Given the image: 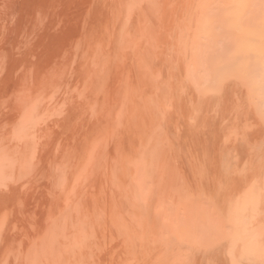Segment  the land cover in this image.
I'll use <instances>...</instances> for the list:
<instances>
[{
  "label": "bare ground",
  "instance_id": "obj_1",
  "mask_svg": "<svg viewBox=\"0 0 264 264\" xmlns=\"http://www.w3.org/2000/svg\"><path fill=\"white\" fill-rule=\"evenodd\" d=\"M72 1L71 3H67L70 4L69 7L71 4L73 5ZM94 1L97 0H91L89 3H94ZM119 1L118 5L122 4V6L119 5L121 7L119 11L122 10L125 22L123 23L121 20L123 17L119 19V22L122 21L123 23L122 28L121 26L118 27L119 29L121 28V30H117L120 32V38L116 36L117 34L114 35L115 33L113 34L112 31L111 34L115 36V40L117 38L120 39V43L118 42L115 52L118 50V57L122 59V61L125 59L126 63L130 61V65H127L131 67L132 77L130 79V74H127L129 79L127 78L128 80L125 84L126 89L125 87L123 88L124 105H120L122 106V110L118 113L114 110L115 108L113 109L117 114L115 116L116 118L114 119L115 121L112 122L113 133H110V138H106L109 140L106 141L109 144L110 150L104 146L108 149L107 151H109V153H107L108 155H104L107 151L105 153L102 151H99L100 153H98V150L94 151V145L96 144L93 145L94 140L90 137L91 132H86L89 130L87 129L89 127L88 125V127L85 126L82 136H80L78 140L74 139L75 144H72L73 141L71 143L67 141L69 146L65 145V138V142H62V144L65 143L64 145L68 148H66L64 151H62L65 148L64 145L63 148L61 147L62 144H60L61 141H64L62 136V140L60 139L59 145H57L59 146V151L61 150V152L57 153L58 150L54 151L56 152V154L54 153L55 156L53 155L54 159H50L49 161L47 160L48 163L54 161V165H47L48 163L43 161L44 163H47V166L44 167V169H46V171L49 170V175H47L49 178L48 184H51L52 188L50 191H48L51 194V204L53 206L51 208V212H54L50 216L51 221L48 222L49 224H47L48 226L46 227V231L43 232V236L40 238V241L51 243L53 245L55 244L54 247L57 248L58 253L55 251L57 254L54 264H95L88 260L89 258L87 257V254L89 252L86 254L85 248L91 243H97L98 241L105 240H117L119 243H125L128 250L131 248V243H138V245L136 244L138 247L140 244L147 250H150V252L152 251L151 253L155 254L153 258L155 262L154 264H200V262L203 261V263L206 264V260H208L209 264H264V0ZM98 2L94 5L95 8H98V5L101 4L102 0H100L99 3ZM28 3L29 2L26 3V1L24 2V4ZM52 3L55 2L53 1L51 4ZM93 3L91 6L92 9H89V13L86 14L88 16L92 11L91 14H94V16L91 14L89 15L88 18L91 21L88 20V18L87 20L85 18L84 19L85 25L89 21L91 24L93 23L92 27L95 35H93V33H91L92 31H90L91 24H87L86 29L90 27V29L87 30L90 31L92 35L88 36L89 32L87 35L83 34V41L86 40L85 45H90L93 43V41H95L90 40L93 39L92 37L95 36L96 39H99L100 34H103H99L100 30L98 29V26L100 25V18L99 21L97 19L101 13H98L97 17L94 13L96 11H101L103 5H100L101 9L99 7V10L97 9L94 11L95 8L93 7ZM0 4L2 3L0 2ZM15 5H17V3ZM3 6L0 7L2 8ZM56 6H58V4ZM35 7L33 8L35 9ZM65 7L63 8L64 10ZM77 7L81 8L83 5L80 7L79 4ZM85 7L89 8L88 5H84L82 9ZM108 7L109 6L107 3V8ZM1 8L0 10L3 9ZM74 8L76 9V7ZM13 9L14 10L11 11L15 12V8ZM23 9L24 8H22V10ZM86 9L85 12H88ZM11 11L10 14L12 13ZM79 12L82 14L84 10L79 9ZM107 12H109V10ZM57 14L53 13L52 15H54V17L56 15L57 17ZM79 14L77 16H79ZM4 15H6V13ZM12 15L14 16V14ZM108 15L109 14L107 13V16ZM31 16H33V14ZM35 16L36 20H38L40 17V15L39 17H37V15ZM65 16H67V18L69 17L67 14ZM17 17H15L16 24L13 20L14 24L11 26L15 25L17 27L20 24L21 21H19ZM54 17H51L53 18V21L55 19ZM81 17L82 16L76 18ZM10 18L12 19L11 15ZM40 19L41 18H39V20ZM74 19L75 18L73 17V20ZM107 19H109V17H107ZM4 20H6V18ZM29 21H31V19ZM32 21L31 23H37L36 21ZM96 21H98L99 24ZM6 23L7 22L4 24ZM81 23H84V21H79L76 23L78 24L77 26L79 29V25ZM49 24L52 23L49 22ZM22 25L24 24L21 23L20 28ZM32 25L33 24H31V26ZM85 25L83 24L82 26L84 33L87 32V30L84 29ZM99 28L101 29L100 26ZM113 28L112 30H114ZM16 29L18 30H15V32L18 34L19 26ZM23 29H21V31ZM29 30H23L26 31V36L29 35L27 33L32 32L31 29ZM48 30L49 29H47V31ZM106 30L109 31V29ZM6 33H9V31ZM12 34L14 33L12 32ZM81 34L82 31L81 33L77 34V36ZM6 35V37H9L8 34ZM96 35H99V37ZM13 36L11 38H13ZM33 36L34 35H32V37ZM109 36L111 37L112 35ZM114 36H112V38ZM6 37L3 36V38ZM16 37L17 35L15 36V39H18ZM82 37L79 36V38ZM84 37H87V39ZM20 39H18V42L21 43L22 39L19 41ZM1 40L2 39H0V41ZM52 40V44L58 41L52 42ZM87 40L90 41V43L87 42ZM27 41L30 43L29 40ZM83 41L81 40V42ZM117 41L118 40H116V43ZM16 42L17 40H14V44H11L14 46L18 43ZM71 43L74 44L73 42ZM75 43H77V41H75ZM116 43L110 45L113 46ZM55 45L56 44L53 46ZM75 45L76 44H74V46ZM85 45L83 44V47H85ZM31 46L32 45L30 44V47ZM57 46L59 47V45ZM79 46L80 44L78 47ZM3 47L0 48V50L3 49L2 53L6 49V47L5 49ZM68 47L70 46L68 45ZM83 47L77 48V50L79 49L77 53L75 52L76 48L75 50L71 49L72 51L69 49L66 51L68 53L69 51L74 53V55L73 53L71 55V57H74V61L76 59V55L79 58L81 57L82 60L85 58L87 59L86 56L89 55L88 57L90 60H92L94 51L91 52L89 46H87L89 49L87 47ZM102 47L103 46H101V48ZM108 47L109 45L107 46V49ZM110 47L109 52L112 50ZM32 48L35 49L34 46ZM32 48L31 51L33 50ZM101 48L98 47L100 50H98L94 55L93 62L95 64H92L91 68L93 71L99 70L103 74L104 72L102 71L103 68L101 64L104 65V63L106 64L108 61L107 58L103 57L102 52H100ZM7 51L8 50H6V53H8ZM38 51H40V49ZM103 51L106 52V55L104 53V56H113L107 54V51ZM67 52L65 53L67 54ZM112 52H114V50ZM65 53H62L61 58L66 57ZM4 54L5 52L3 55ZM70 54L67 57L70 58ZM8 57H10V55ZM67 57L64 59L69 60ZM22 58L23 62L24 60L25 62L27 60L29 63V60H32L33 57H30L29 60L25 58V56H22ZM59 58L60 57L58 56L57 59ZM11 59L8 65L12 63ZM44 60L45 62L47 61L46 59ZM68 60L64 66L63 62L65 60L61 62L62 64L60 63V66H55V64H57L55 63L54 67L52 64L51 67H54V69L50 67V69L53 70L52 74L48 73L49 71L46 72V67L43 68L45 69L44 71L49 74V76H45L48 77L47 81L45 82L47 87L44 86V82L40 83L43 84L41 86H44V88L42 87L44 91L47 89L49 90L50 88L52 89V86L56 84L59 85L60 82L57 83V80L60 81L61 77L65 79L71 76L69 75L64 78V76L67 75L64 74L68 72L63 73L62 71H65V69H63L62 66L65 68V65L67 66V64H69V69H71L74 67H71V63L74 65V63L78 62H70L69 60L68 63ZM90 60L87 59L86 64L80 62V67L88 69L90 67L89 65H91ZM56 61L58 62L59 60ZM35 62L34 64L36 66L38 63ZM120 62L121 61H119V64H121ZM1 63L2 60L0 59V66L3 65ZM7 63L8 61H4V67ZM22 63L20 61V65ZM110 63L108 62L106 65L107 69L109 68L108 65H110ZM126 63L123 62V64ZM24 65L26 64L24 63L21 65L22 68H26ZM112 65H114V63H112ZM12 66L14 65H11L10 67ZM38 66L40 65L38 64ZM68 66L66 68H68ZM119 66L120 68H124V65ZM119 66L117 67L119 68ZM4 67L3 69L5 70L6 67ZM17 68L15 67V70ZM120 68L118 71L121 70ZM85 69L81 71L83 78L85 75H91L90 71L88 73V71H85ZM107 69L103 70L107 71ZM27 70L28 69L26 68L24 72H27ZM36 70L40 72L41 68L40 70L38 68ZM76 70L78 69H75L74 71ZM5 71L8 76L10 75L9 77L7 76L8 80L11 77L12 80L16 78L17 81H15V83L12 81L13 83L12 86L10 85V89H12L13 85H15L13 88L15 90L12 89L11 93L9 92L10 89L4 90L2 88L6 86L5 84L4 86H2V83V85L0 84V93H2L0 94V99L2 98L7 100L9 103L8 110L10 108V114L5 116L3 111L0 113V116H5L3 121L7 124H11L9 129L4 130L3 133H0V199L1 197L8 198L13 197L14 195L19 196L22 194V191H20L21 188L19 186L21 184H18L17 182H20L22 178L25 179L22 180V182L29 180L30 175L34 178L33 175H35V173H37L38 169L40 168V165L38 166L39 161L44 159L46 161V158H43L44 156L42 157L40 152L41 147H45V142H42V140L37 141L38 133H35L38 132V130L43 131L41 130V127L44 125H41L46 124L50 115L52 116V113H50L51 108L47 104L49 101H45V103L39 102L40 97L39 93L37 94V88H40L39 85L38 87L33 85V83L35 84V79H31L32 83L27 86V83H25V81L24 83H21L22 79H20L23 75H25V73H23L22 76H19L17 74L20 71L17 70V76L15 75L14 78V75L12 72H10V70L9 72L7 69ZM78 72L76 71V73ZM120 72L122 73L123 71H119V73ZM20 73H22V71ZM61 73L63 74L61 75ZM110 74L111 73H109L108 78L110 77ZM114 74H116V72ZM114 74L112 75L114 76ZM72 75H75L76 77L74 76L75 78L73 77L71 81L68 79L69 83H67L68 81L66 80V85L70 84V82L78 81L74 79H77L79 74L77 75L73 73ZM117 75L119 76V74ZM37 76L38 75H36V79ZM5 77L6 75L2 78L4 79ZM2 78H0V82ZM85 78L89 79V77ZM90 78L91 79H89V81L92 80V76H90ZM19 79L21 81H19ZM112 79L115 80L117 78ZM5 80L7 81V78ZM83 81L85 82L86 79L82 80V82ZM107 81L109 82V79ZM76 82H74V84H76ZM84 82L83 84L81 83V86L87 85V82L85 84ZM114 82L118 84L116 80ZM20 83L24 85L21 86ZM64 83L65 82H63V85ZM103 83L105 84V82ZM9 84H11V82ZM110 84L108 86L112 87L113 85ZM111 87L108 88L112 89L113 87ZM117 87L114 88L116 89ZM89 88L90 87L87 89L89 90ZM55 91L57 92V90ZM57 93H59V91ZM61 93H63V91ZM117 93L118 92H116V94ZM89 94L90 92L88 95ZM110 94L112 95L113 93ZM46 95L48 94L46 93ZM54 95L55 94H53V97ZM81 95H83V93ZM56 96L57 94L55 97ZM68 96L70 98L71 94ZM109 96L110 95L107 93V98ZM43 97H45L44 94ZM62 97L64 99L67 96ZM75 97L77 98V95ZM83 97L84 96H82L81 99ZM85 97L87 98L89 96ZM112 97H114V95L110 96L111 99ZM48 99L53 98L50 97ZM59 99L60 98H58V100ZM71 99L70 100L72 102L74 97ZM115 99L114 100L117 101V98ZM70 100L68 102H70ZM90 101L89 103H91ZM110 101L113 102V100ZM107 102L109 104H113L112 102H109V98ZM66 104L64 103V105ZM109 104H107V106ZM79 105H81L80 102ZM87 105L85 106L87 107ZM73 107L71 106L72 110H74ZM112 107L110 106V110H112ZM85 108L83 109L84 111ZM100 108L102 109V107ZM103 108L104 109L102 110L106 111V114L107 111H110L107 107V110H105V107ZM119 109L120 108H118V111ZM60 110L62 109L60 108ZM64 110L65 107L62 113ZM58 112L59 111H57V114H59ZM68 112L66 111V113ZM24 113H26L25 117L22 115ZM78 113L80 114V112L77 111V114ZM60 115L62 114L60 113ZM74 115L77 116L76 114ZM92 115H95V113ZM113 115L114 114L112 113V116ZM20 116L23 118V121H19L22 120L20 119ZM101 116L102 117H100V120L103 118V115ZM108 116L107 120L105 118L106 116L104 117V124H108ZM56 117L59 119L62 116ZM77 118L76 122H78ZM83 118H86V116H83ZM94 119H96V117ZM65 120L69 119L66 118ZM55 121L57 120L55 119ZM76 122L74 121L75 124ZM96 122H98V120H96ZM87 123L90 124L91 122L89 121ZM95 123H93V125ZM99 125L104 126L100 123ZM99 125L97 124L93 127L96 128V126L99 127ZM47 126L48 124L46 127ZM46 127L43 129H48V131L54 130L53 128L52 130L51 128L49 130V128ZM56 129H58V127ZM56 129L53 131L55 136H53V140L55 141L57 137L55 142L59 141L58 135L60 134H58ZM64 129H66V126H64ZM90 129L93 131L92 127ZM101 129L102 128H100V131ZM70 130L71 129H69V132ZM79 131L80 130H78V132ZM46 134L47 133H45V135ZM79 134H81V132ZM103 135L104 133L102 134L101 132V135L99 136L102 137ZM44 138L45 137H43V140ZM48 139L45 138V140ZM96 143H98V141H96ZM53 145L55 146V144ZM101 145L99 148H101ZM51 148L53 147L51 146ZM42 149L44 150V148ZM49 151L47 150V152ZM52 151L53 150L51 149L50 153ZM2 159L5 161H2ZM41 161L40 163L42 164ZM41 168L43 167L41 166ZM42 171L43 170H41V172L38 171V174L40 172V175H42ZM43 173L45 174V172ZM74 181L81 185V190H78L77 196H75L76 194L68 195L69 191L73 190L72 183H74ZM26 183L24 182L23 184L25 185ZM23 188L24 187H22V189ZM23 193H25L24 189ZM45 193L48 194V192ZM38 203L40 204V202ZM36 206L39 205L36 203ZM142 246L137 248L140 249ZM28 247L27 249H30ZM41 247H44V245ZM56 248H53V250ZM112 248L114 250L115 247ZM23 250L25 249L23 248ZM44 250L47 252L45 247ZM50 250L53 251L52 249ZM122 250H124V248ZM118 251L120 250L118 249ZM118 251L115 253H119ZM132 251L131 255L133 253ZM120 253L123 254V251ZM40 254H37V256L40 257ZM126 254L127 252H125L123 255L126 256ZM101 255L98 257L101 258ZM26 257L28 258V256ZM114 257L111 256V258ZM147 257L146 261L148 262L147 259L149 258ZM123 258L127 257H122V259ZM34 259L37 258L34 256ZM119 259L121 260V258ZM32 260L33 259H31V262ZM102 260L104 262V259ZM139 261H143L141 264L145 263L144 260ZM37 262H39V260ZM99 262L102 264V261ZM124 263L121 262L120 264Z\"/></svg>",
  "mask_w": 264,
  "mask_h": 264
},
{
  "label": "rangeland",
  "instance_id": "obj_2",
  "mask_svg": "<svg viewBox=\"0 0 264 264\" xmlns=\"http://www.w3.org/2000/svg\"><path fill=\"white\" fill-rule=\"evenodd\" d=\"M26 1V3L27 2H29L28 4H24V2ZM35 1V2H34ZM38 1V2H37ZM55 2L56 3V5L58 4V6H56L55 5V3H52L51 4V2ZM24 0V1H22L21 0V2H20V0L18 1V0H12V2H11V0H0V2L4 5H2V4H0V6H3L2 8L3 9H5V10H3L1 7V9L2 10H0V39H4L2 42L0 41V48H2L3 46H5L6 47V49H5V47H3L5 50L3 51V53L5 52V54L3 55V53H2V50L3 49H1L0 51H1V53H0V59L2 60V63L1 64H3V65H1L0 66V68L2 69H0V78H2V77H4L5 75H6V77L3 79H1V82H0V84L2 85V86H4V84L6 85V86H12V81H14V83H15V81H17L16 80V78H15V75L18 73V71L17 70H19L20 72L22 71V73H18L17 75H19V76H22L23 75V73H25V75H23L22 76V78H20V79H22V82L21 83H24V81H25V83H27L26 85L28 86L30 83H32V80L33 79H35V84L33 83V85H35V86H37L38 87V85H39V88L40 89H38L37 88V94L39 93V102H42V103H45V101L46 102H48L47 104L49 105V107L51 108V112L50 113H52V116L50 115V117H49V119H48V121L46 122V124H42L41 126H43V127H41V130H43V131H40V130H38V132H36L35 134H37L38 135V139H37V141H41L42 140V142H45L44 144H45V147H41V155H42V157L43 158H46V161H45V159L44 160H40L41 162H42V164L40 163V161H39V163H38V166L40 165V168L38 169V171H40L41 172V170H43L42 171V175H40V172H39V174H38V171H37V173H35V175H33L34 176V178L33 177H31V175H30V177H29V180H26V181H24L26 184L24 185L23 183L24 182H22V180H25V179H23L22 178V180H20V182H17L18 184L20 183L21 185H19L20 186V188L22 189V187H24L23 189L25 190V193H23V189L21 190L20 189V191H22V194H20L19 196L18 195H14L13 197H1V199H0V264H34L35 262V264H54V261H55V258H56V254L58 253V251H57V248L56 247H54V245L53 244H51V243H46V242H41L40 241V238H42V236H43V232H45L46 231V227L48 226L47 224H49L48 222H50L51 221V215H52V213L54 212H51V208L53 207L52 206V204H51V194L49 193V191L51 190V188H52V186H51V184H48V181H49V178H48V176L47 175H49V170L48 171H46V169H44V167H46L47 165H51V166H53L54 165V161L53 162H50V163H48L47 162V160L49 161L50 159L51 160H53L54 159V156H55V154H56V152H54V151H57L58 150V152L57 153H60L61 152V150L59 151V146H57V145H59V142H60V139L62 140V136H63V140L64 141H61V143L60 144H62V142H65V138H66V144L65 143H63L62 144V146L61 147H63V145L65 144V145H67V146H69L68 144V142H72V144H75L74 143V141L75 140H78V138H80V136H82V134L84 133L83 131H84V129H85V126L86 127H90V125H91V123H92V125H93V123H95L96 122V120H98V122L100 123V124H102V125H104V126H100L99 125V123L98 122H96L94 125H99V127L100 128H102L101 129V131H100V128L99 127H97L96 126V128L95 127H93L92 125H91V127L93 128V131L88 127L87 129H89V130H85L86 132H88V133H90V137L95 141V143H94V141H93V145L94 144H96V145H94L95 147V149H94V151L95 150H98V153H100L101 151L102 152H106L108 149L110 150V148H109V144L107 143V141H109V140H107L106 138H110L111 137V134L113 133V123L112 122H114L115 120V116L117 115L116 114V112H120L121 110H122V106H120V105H124V97H123V95H124V87H125V89H126V86H125V84H126V82H127V80L129 79V76L127 77V74H130V79H131V77H132V70H131V67H129V65H130V61L128 62V63H126V59L124 60V61H122V59H120L119 57H118V55H119V53L116 51L115 52V49H117V46H118V42L120 41V39H118V38H120V32H118L119 30H121V28L123 27V23L125 22V18H124V14H122V10H120L119 11V9H121V7L120 6H122V4H119L118 5V3L120 2L119 0H102V2H101V6H102V10L101 11H96L97 9L99 10V7H100V5H98V8H95L94 7V5L95 4H97V2L99 1L100 2V0H97V1H94V3L93 2H91V4L89 3L91 0H88V1H82V0H74V1H72V3H73V5L71 4V9H70V7H69V5L70 4H67V3H71V1L70 0H61V2H60V0H57V2H56V0ZM69 1V2H68ZM76 1V2H75ZM77 1H78V3H77ZM93 1V0H92ZM105 1V2H104ZM119 1V2H118ZM6 2V3H5ZM7 2H9L10 3V5H9V3H7ZM15 2V3H14ZM40 2V3H39ZM48 2V3H47ZM64 2H65V6L67 7H69V11H68V7L66 8L65 6H64ZM98 2V3H99ZM104 2V3H103ZM5 3V4H4ZM17 3V5H15ZM19 3H21V4H19ZM37 3H38V6H37ZM75 3V4H74ZM92 3H93V7L95 8L94 9V11H96V12H94L95 13V15H96V17H97V15H98V13H101L99 16H98V21H99V18H100V21H99V23H100V27H101V29L99 28V26H98V21H96L98 24H97V26H98V29L100 30H98L99 31V34L100 33H103L102 35L100 34V37H99V35L97 36V37H99V39L97 40L96 39V37H95V39H94V37H92L93 39H90V40H97L96 42L95 41H93V43L92 44H90L91 45V47H90V45L88 44H86L87 46H89V48H90V51L91 52H93V57H94V55L96 54V52L98 51V50H100V49H98V47L99 48H101V46H103L102 48H101V51L100 52H102V54H103V57L104 58H107V61L110 63L112 60V62L110 63V65H108V69H107V67H106V65L108 64V62H106V64L104 63V65H102L101 64V66H102V68L103 69H107V71L105 70H103L102 69V71L104 72L103 74H102V72L101 71H99V70H97V71H93V69L91 68L92 67V64H95L94 62H93V57H92V60H90V58L88 57V56H86L87 57V59L88 60H90V64L91 65H89L90 67L88 68V69H85V68H82V67H80L81 66V63L80 62H83V63H85L86 64V58L85 59H83L82 60V58L80 59L79 57H77V55L75 56L76 57V59H75V61H74V57H71V55H72V53L73 52H71L72 50L71 49H74L75 50V48H76V50H75V52L77 53V51H79V49L77 50V48H80V47H83V44L85 45V41L86 40H84L83 41V37L82 36H84L83 34H86L87 35V33H88V36H90V35H92L91 33H93V35H95V32H94V30H93V27H92V25H93V23L91 24V20L88 18L89 17V15L92 13V11H91V13L87 16V14L89 13V11L92 9ZM107 3H108V8H107ZM8 4V5H7ZM23 4H24V6H23ZM30 4V5H29ZM50 4V5H49ZM80 4V7H81V5H83V7H84V5H88V7L89 8H87V7H85L84 9H82L83 7H81V8H78L77 6ZM27 5V6H26ZM29 5V6H28ZM60 5V6H59ZM76 5V6H75ZM13 6V7H12ZM15 6V7H14ZM36 6V7H35ZM48 6H50V7H48ZM52 6H54V7H52ZM57 8H56V7ZM97 6V5H96ZM7 9H6V8ZM9 7V8H8ZM12 7V8H11ZM18 7V8H17ZM20 7V8H19ZM31 7V8H30ZM33 7H35V9L33 8ZM65 7V10L63 9ZM74 7H76V9L74 8ZM120 7V8H119ZM13 8H15V10L18 12H12L11 10H14ZM22 8H24L23 10H22ZM72 8H73V11H72ZM87 8V9H86ZM46 9H48V10H46ZM51 9V10H50ZM53 9V10H52ZM56 9V10H55ZM79 9L80 10H84V12L81 14V12H79ZM85 9H86V11L88 10V12H85ZM90 9V10H89ZM100 9H101V7H100ZM7 10V11H6ZM35 10V11H34ZM45 10H46V12H45ZM55 10V11H54ZM58 10V11H57ZM67 10V11H66ZM109 10V12H111V13H109V12H107ZM2 11V12H1ZM4 11V12H3ZM10 11L12 12L11 14H10ZM29 11H31V12H29ZM37 11H38V13H37ZM43 11V12H42ZM58 12V14H57V12ZM80 13H78V12ZM20 12H23V13H20ZM46 14H45V13ZM52 12V13H51ZM67 15H69V17L67 18V16H65L66 14ZM72 12V13H71ZM74 12V13H73ZM77 12V13H76ZM120 12H121V15H120ZM6 13V15H4ZM30 13V14H29ZM36 13V14H35ZM57 14V17H56V15H55V17H54V15H52V14ZM71 13V14H70ZM85 13V14H84ZM87 13V14H86ZM107 13L109 14L108 16H107ZM12 14H14V16L12 15ZM21 14V15H20ZM33 14V16H35V15H37V17H39V15H40V17L39 18H41L40 20H39V18H38V20H36V16L35 17H33V16H31ZM51 14V15H50ZM79 14V16H82L81 18H76V17H79V16H77ZM111 14V15H110ZM9 15V16H8ZM10 15L12 16V19L10 18ZM28 15H30V16H28ZM49 15V16H48ZM63 15V16H62ZM74 15V16H73ZM91 15H93L94 16V14H91ZM17 16H19V17H17ZM27 16H28V18H27ZM54 17L55 19H54V21H53V18H51V17ZM62 16V17H61ZM85 16H87V17H85ZM92 16V17H93ZM4 17V18H3ZM15 17H17V19H19V21H21L20 22V24L21 23H23L24 25H22L21 26V28H20V24L18 25V23H17V25L19 26V31H18V34H16V32H15V30L17 31L18 29H16L17 27L15 26V25H13V26H11L12 24H14V21L16 20V18ZM31 17V18H30ZM33 17V18H32ZM66 17V18H65ZM72 17V18H71ZM73 17L75 18V19H77V20H73ZM107 17H109V19H107ZM121 17H123L122 19H121ZM6 18V20H4ZM14 18V19H13ZM23 18H24V20H23ZM31 19V21L32 22H34V21H36L37 23H31V21H29L30 19ZM59 18V19H58ZM87 20V18H88V20H90L88 23H86V25H85V19ZM91 18V17H90ZM11 19V20H10ZM26 19V20H25ZM51 21H50V20ZM68 19H70V20H68ZM81 19V20H80ZM96 19V20H97ZM119 19H121L122 21H123V23H122V21H120L119 22ZM14 20V21H13ZM110 20V21H109ZM7 22L6 24H4L5 22ZM23 21V22H22ZM39 21V22H38ZM40 21H42V22H40ZM47 21V22H46ZM73 21H75L76 23H78L79 21L80 22H83L84 21V23H81L79 26H80V29L78 28V24H76L75 22H73ZM78 21V22H77ZM107 21V22H106ZM109 21V22H108ZM13 22V23H12ZM49 22L50 23H52V24H49ZM87 22V21H86ZM106 22V23H105ZM39 23V24H38ZM43 23V24H42ZM91 24V29H90V27L89 28H87L88 30L90 29V31H92L91 33H90V31H88L87 29H86V26H87V24ZM109 23H110V25H109ZM114 23H115V25H114ZM122 25H121V24ZM9 24V25H8ZM15 24H16V21H15ZM31 24H33L32 26H31ZM35 24H37V25H35ZM60 24V25H59ZM67 24V25H66ZM76 24V25H75ZM83 24L85 25L84 26V29H86L87 30V32L86 33H84V30H83V28H82V26H83ZM89 24V25H90ZM108 26H106V25ZM50 25H51V27H50ZM53 25V26H52ZM55 25V26H54ZM25 28H24V27ZM40 26H41V28H40ZM47 28H46V27ZM59 26V27H58ZM106 26V27H105ZM110 26V27H109ZM121 26V28L119 29L118 27H120ZM5 27H7V28H5ZM14 27V28H13ZM16 27V28H15ZM24 29H23V28ZM26 27H29V28H26ZM42 27H43V29H42ZM50 27V28H49ZM64 27V28H63ZM114 27V28H113ZM112 28L115 30H112ZM21 29H23V30H29V29H31L32 30V32H30V33H27V34H29L28 36H26V31H21ZM37 31H36V30ZM47 29H49L48 31H47ZM54 29V30H53ZM72 29V30H71ZM82 29V30H81ZM106 29H109V31H107ZM119 29V30H118ZM66 30H68V31H66ZM118 30V31H117ZM9 31V33H6V32H8ZM21 31V32H20ZM30 31V30H29ZM41 31V32H40ZM43 31V32H42ZM47 31V32H46ZM81 31H82V34L81 35H78L77 36V34H79V33H81ZM111 31H112V33L114 34V35H116V36H118V38L116 39V40H118L117 41V43H116V40L114 39L115 38V36L113 35V34H111ZM114 31V32H113ZM12 32L14 33V34H12ZM28 32V31H27ZM73 32V33H72ZM105 32V33H104ZM109 32V33H108ZM118 32V33H117ZM6 33V34H8L9 35V37H6L7 35L4 34ZM22 33V34H21ZM32 33V34H31ZM36 33V34H35ZM38 33V34H37ZM41 33V34H40ZM46 33V34H45ZM49 33H51V34H49ZM5 36L6 38H3V36ZM60 34H62V35H60ZM104 34H105V36H104ZM112 35V36H114L113 38H112V36L110 37L109 35ZM119 34V35H118ZM13 36V38H11L12 36ZM17 35V37L16 38H18V39H22V42L20 43V42H18V39H15V36ZM20 35H21V37H20ZM31 35V36H30ZM32 35H34L33 37H32ZM42 35V36H41ZM76 35V36H75ZM2 36V37H1ZM24 36H26V37H24ZM47 36V37H46ZM79 36L80 37H82V38H79ZM23 37H24V39H23ZM28 37H30V38H28ZM36 39H35V38ZM42 37V38H41ZM63 37V38H62ZM105 39H104V38ZM69 38H71V39H69ZM84 38H86L87 39V37H84ZM89 38V37H88ZM110 38V39H109ZM5 39H7V40H5ZM13 39V40H12ZM21 39L19 40V41H21ZM42 39V40H41ZM48 39V40H47ZM53 39V40H52ZM56 39V40H55ZM77 39V40H76ZM79 39H81L83 42H81V40H79ZM10 40H12V41H10ZM14 40H17V44H15L14 46H13V44H14ZM27 40H29L30 41V43L27 41ZM35 40V41H34ZM51 40H52V42H54V41H57V42H55L54 44H56L55 46H53L54 44H52L51 43ZM61 40V41H60ZM64 40V41H63ZM100 40H102V41H100ZM106 40V41H105ZM109 40H110V42H112V41H115V42H112V43H110L109 42ZM112 40V41H111ZM4 41H5V44H4ZM75 41H77V43H75ZM80 43H79V42ZM7 42V43H6ZM46 42V43H45ZM64 42V43H63ZM71 42H73L74 44H80V46L78 47V45L76 46H74V44H72ZM87 42H89L90 43V41H88L87 40ZM100 42H101V44H100ZM2 43V44H1ZM11 43H13V44H11ZM29 43V44H28ZM50 43V44H49ZM105 43V44H104ZM113 43H116L115 45H113V46H111ZM120 43V42H119ZM30 44L32 45L31 47H30ZM48 44V45H47ZM65 44V45H64ZM71 47V49H70V47H68V45ZM70 44H72V45H70ZM103 44V45H102ZM111 44V45H110ZM45 45V46H44ZM57 45H59V47L57 46ZM85 45V47H87ZM94 45V46H93ZM98 45V46H97ZM109 45V47H110V49H112V50H110V52H109V47H108V49H107V46ZM2 46V47H1ZM18 46V47H17ZM23 46V47H22ZM34 46V48L35 49H33L32 47ZM48 46V47H47ZM115 46H116V48H115ZM29 47V48H28ZM55 47H57V48H55ZM85 47H83V48H85ZM114 49H113V48ZM16 48V49H15ZM31 48L33 49L32 51H31ZM45 48V49H44ZM50 48V49H49ZM88 48V47H87ZM88 48V49H89ZM91 48H93V49H91ZM14 49V50H13ZM28 49V50H27ZM40 49V51H38ZM67 49H69V50H71V51H69V53L67 52L68 50ZM105 50V51H107V54H109V55H113V56H104V53H105V55H106V52H104L103 50ZM6 50H8L7 52L8 53H6ZM61 50V51H60ZM67 50V51H66ZM114 50V52H112ZM22 51V52H21ZM27 51V52H26ZM58 51V52H57ZM60 51V52H59ZM67 52V54L65 53V52ZM16 54H15V53ZM50 52V53H49ZM25 53V54H24ZM28 53V54H27ZM30 53V54H29ZM62 53H65L66 54V57L67 56H69V54H70V58H72V59H70L69 57H67V58H69V60H70V62H78V63H74V65H72L73 63H71V67L72 66H74L73 68H71V69H69L70 67L68 66L69 64H67V66H68V68H66L67 66L65 65V68L63 67L64 66V64H66V62H67V60L66 59H64V58H66V57H64V58H61V56H62ZM113 53V54H112ZM7 54V55H6ZM23 54V55H22ZM65 54H63V55H65ZM127 54H130V53H127ZM10 55V57H8ZM30 55H32V56H30ZM34 55V56H33ZM54 55V56H53ZM73 55H74V53H73ZM4 56H6V57H8V58H6V57H4ZM16 56V57H15ZM22 56L24 57L25 56V58H27L28 60L30 59V57L32 58V60L30 59L29 61V63L27 62V60H26V62L28 63H26L25 62V60H24V62H23V58H22ZM36 56V57H35ZM41 56V57H40ZM53 56V57H52ZM60 57L59 59H57V57ZM21 57V58H20ZM29 57V58H28ZM52 57V58H51ZM56 57V58H55ZM116 57V58H115ZM12 58V59H11ZM13 58H14V60H13ZM24 58V59H25ZM110 58V59H109ZM112 58V59H111ZM118 58H119V60H118ZM4 59V60H3ZM6 59V60H5ZM9 59V60H8ZM10 59H11V61H12V63L10 64V65H8L9 63H10ZM18 59V60H17ZM38 59H40V60H38ZM44 59H46L47 61L45 62V60ZM17 60V61H16ZM56 60H59L58 62L56 61ZM63 60H65L64 62H63V66H62V68L63 69H65V71H62V69H61V71L64 73V72H68V73H65L64 75H66V76H64V78L65 77H67V76H69V75H71V76H69V77H67V78H65V79H63L62 77H61V79H60V81H58L57 80V83L58 82H60V83H62V84H60L59 83V85H61V86H59L58 84H56V85H54V86H52V89H53V91H54V93H53V91H52V89L50 90H45L44 91V86H46L47 87V85H45V82L47 81V79H48V77H45V76H49V74L48 73H51L52 74V69H50V67H51V65L53 64V66H54V64L55 63H57V64H55V66H60L62 63V61ZM69 60H68V63H69ZM4 61L6 62V61H8V63L7 64H5V67H4ZM20 61H21V65H23L24 63L27 65H24L28 70H27V72H24L25 70H26V68H24V71H23V68H22V66L20 65ZM33 61V62H32ZM37 62L40 66H38V64L35 66V64H34V62ZM39 61H41V62H39ZM56 61V62H55ZM119 61H121L120 63L121 64H119ZM32 62V63H31ZM35 62V63H36ZM123 62L124 63H126V64H123ZM49 63V64H48ZM59 63V64H58ZM61 63V64H60ZM112 63H114V65H112ZM15 64H16V66H15ZM31 64V65H30ZM33 64V65H32ZM127 64H129V65H127ZM11 65H14V66H12V67H10ZM28 65H30V66H28ZM48 65V66H47ZM50 65V66H49ZM76 65V66H75ZM79 67H78V66ZM100 65V64H99ZM112 65V66H111ZM119 65H121V66H123L124 65V68L123 67H121L120 68V66ZM127 65V66H126ZM19 66V67H18ZM20 66H21V68H20ZM38 66V67H37ZM42 66V67H41ZM54 66V67H55ZM104 66V67H103ZM117 66H119V68L121 69V70H119V71H123L122 73L120 72L119 73V71H118V67ZM3 67L5 68V70L7 69V71L9 72V70H10V72H12L13 73V75H14V80H12V78L10 79L9 78V80H8V77L10 76H8V74H6V71L3 69ZM14 67V68H13ZM15 67L17 68L16 70H15ZM35 68V70H34V68ZM40 70V68H41V70H40V72H38V70H36L37 68ZM44 67H46V69H47V71L46 72H48V73H46L44 70L45 69H43ZM48 67V68H47ZM54 67H51V68H53L54 69ZM114 67V68H113ZM61 68V67H60ZM59 68V69H60ZM82 68V69H81ZM110 68H111V70H110ZM129 70V72H128V70ZM31 69V70H30ZM49 69V70H48ZM69 69V70H68ZM75 69H78V70H76L78 73H76V71H74ZM85 69V71H88V73H89V71H90V74L91 75H89L88 73H86V74H88V75H85V77H89V79H91L90 78V76H92V80H90L89 81V79L88 78H85L86 79V81L84 82V84L87 82V85H82L81 86V83L83 84V82H82V80H85L84 78H83V76L81 75L82 73H81V71L82 70H84ZM123 69V70H122ZM33 70V71H32ZM71 70V71H70ZM36 71H37V73H36ZM113 73H112V72ZM4 72V73H3ZM7 72V73H8ZM45 72V73H44ZM72 72V73H71ZM92 72V73H91ZM100 74H99V73ZM107 72H109V73H111L110 74V77L108 78V76H109V73H107ZM116 72V74H114ZM118 72V73H117ZM3 73V74H2ZM12 73H11V75H12ZM28 73V74H27ZM63 73H61V75L63 74ZM73 73H75V74H79L78 75V77H77V79H74V80H78L77 82L76 81H73V82H70V84H67L66 85V80L68 81L67 83H69V80L68 79H70V81H71V79H73V77L75 76V75H72ZM41 74V75H40ZM46 74H48V75H46ZM50 74V75H51ZM102 74V75H101ZM108 74V75H107ZM112 74H114V76L112 75ZM117 74H119V76L117 75ZM16 75V76H17ZM28 75V76H27ZM36 75H38L37 76V79H36ZM100 75V76H99ZM116 75V76H115ZM121 75V76H120ZM8 76V77H7ZM31 76V77H30ZM40 76V77H39ZM42 76H44V77H42ZM96 76V77H95ZM13 77V76H12ZM27 77H29V78H27ZM34 77V78H33ZM38 77H39V79H38ZM71 77V78H70ZM76 77V76H75ZM74 77V78H75ZM82 79H81V78ZM98 77V78H97ZM117 78V79H115L117 82H118V84L116 83V82H114L115 80H113L112 78ZM119 77V78H118ZM122 77V78H121ZM7 78V81L5 80ZM41 78H42V80H41ZM107 78V79H106ZM128 78V79H127ZM19 79V81H21ZM32 79V80H31ZM45 81H44V80ZM81 79V80H80ZM87 79H88V81H87ZM109 79V82L107 81ZM112 81H111V80ZM11 80V81H10ZM31 80V81H30ZM36 80H37V82H36ZM62 80V81H61ZM64 80V81H63ZM97 80H99V81H97ZM120 80V81H119ZM126 80V81H125ZM5 82V83H3V82ZM94 83H93V82ZM7 82H8V85H7ZM11 82V84H9ZM42 82H44V86H41V85H43V84H40V83H42ZM63 82H65L64 83V85H63ZM74 82H76V84H74ZM89 82H90V85H89ZM99 82V83H98ZM103 82H105V84L103 83ZM111 82H113V83H111ZM125 82V83H124ZM20 83V84H21ZM38 83V84H37ZM74 85H76V86H74ZM93 83V84H92ZM107 83V84H106ZM111 83V84H110ZM37 84V85H36ZM54 84V83H53ZM72 84V85H71ZM80 84V85H79ZM103 84H104V86H103ZM115 85V84H117L116 86H114V87H117L115 90L111 87V86H108V85ZM22 85H24V84H21V86ZM80 86V87H78V86ZM92 85V86H91ZM2 87L4 90H9L10 88H11V86L9 87ZM14 86L15 85H13V87H12V89L14 88ZM21 86H19V87H21ZM72 86H74L75 87V89H74V87H72ZM85 86V87H84ZM101 86V87H100ZM43 87V88H42ZM46 87H45V89H46ZM62 87V88H61ZM84 87V88H83ZM88 87H90L89 88V90L87 89ZM111 87L112 89H109V88ZM0 88H1V86H0ZM7 88V89H6ZM16 88H17V86H16ZM58 88V89H57ZM70 88V89H69ZM73 88V89H72ZM78 88H80V89H78ZM101 88V89H100ZM119 88V89H118ZM12 89H10V93H11V90ZM62 89V90H61ZM64 89H65V91H64ZM69 89V90H68ZM77 89V90H76ZM96 90V91H94V90ZM13 90H15V89H13ZM41 91V93H40V91ZM55 90H57V92L59 91V93H57ZM61 90V91H60ZM73 90V91H72ZM76 90V91H75ZM80 90H82V91H80ZM84 90H85V92H84ZM102 90V91H101ZM105 90H108V91H110V92H108V91H105ZM43 91V92H42ZM50 92V93H48V92ZM63 91V93H61ZM72 91V92H71ZM75 91V92H74ZM93 91V92H92ZM45 92V93H44ZM75 94H74V93ZM87 92V93H86ZM90 92V94L88 95V93ZM97 92H98V95H97ZM116 92H118L117 94H116ZM120 92H121V94H120ZM46 93L48 94V95H46ZM68 93V94H67ZM72 93H73V95H72ZM77 93V94H76ZM83 93V95H81V94ZM85 93H86V95H85ZM93 93V94H92ZM107 93H108V95H110V96H113L114 95V97H112V99L110 98V96L108 97L109 98V102H112V101H110V100H113V104H109L108 102H107V100H108V98H107ZM110 93H113L112 95L110 94ZM0 94H2V93H0ZM18 94H19V92H18ZM17 94V95H18ZM43 94L45 95V97H43ZM53 94H57V99H56V97H55V95H54V97H53ZM67 94V95H66ZM71 94V96H70V98H69V96L68 95H70ZM116 94V95H115ZM15 95V94H14ZM61 96V97H59V96ZM77 95V98L75 97V96ZM91 95V96H90ZM96 95V96H95ZM121 95V96H120ZM62 96H67V97H65L64 99H63V97ZM79 96V97H78ZM82 96H84L82 99H81V97ZM85 96H89V97H85ZM95 96V97H94ZM119 96H120V98H119ZM41 97H43V98H41ZM53 98V99H48V98ZM74 97V99H73V103L71 102V98H73ZM47 100H46V99ZM58 98H60L59 100H58ZM62 98V99H61ZM86 98V99H85ZM90 98V99H89ZM95 98V99H94ZM115 98H117V101H115L116 99ZM55 99H56V101H55ZM70 100V102H68L69 100ZM88 99H89V101L91 102V103H89V101H88ZM115 99V100H114ZM120 99V100H119ZM61 100V101H60ZM66 100V101H65ZM76 100V101H75ZM77 100H78V102H77ZM96 100V101H95ZM119 100V101H118ZM51 101H53V102H51ZM84 102V103H82V102ZM55 102V103H54ZM66 104L67 102V104H75V105H67V109H66V105H64V103ZM79 102H80V104L81 105H79ZM88 102V103H87ZM116 102V103H115ZM119 102V103H118ZM121 102H122V104H121ZM4 103H5V105H4ZM63 103V104H62ZM77 103V104H76ZM109 104L108 106H107V104ZM0 109H1V111H0V113H2L3 111V114H5V116L6 115H8V114H10V108H9V110H8V105H9V103H8V101L7 100H4V99H0ZM54 106H53V105ZM58 104V105H57ZM83 104V105H82ZM88 104V105H87ZM90 104V105H89ZM95 104V105H94ZM3 105V106H2ZM57 107H56V106ZM64 105V106H63ZM85 105H87V107L85 106ZM92 105H93V107H92ZM98 105V106H97ZM114 105H116V106H114ZM7 106V107H6ZM58 106H59V108H58ZM62 106V107H61ZM69 106H70V108H69ZM71 106L73 107V106H75V107H73V109L74 110H72V108H71ZM84 106V107H83ZM110 106L112 107V110H110ZM2 107V108H1ZM3 107H4V109H3ZM64 107H65V110H64V112L62 113V111H63V109H64ZM78 107V108H77ZM86 107V108H85ZM100 107H102V109H104L103 107H105V110H107V108H108V110H110L111 111V113H110V111H107V114L105 113L106 111H104V110H102ZM107 107V108H106ZM54 108H58V109H54ZM60 108L62 109V110H60ZM79 108H82V109H79ZM85 108V111L83 110ZM91 109V111H90V109ZM115 108V109H114ZM118 108H120L119 109V111H118ZM3 109V110H2ZM5 109H6V111H5ZM75 109H77V110H75ZM93 109H95V110H93ZM116 111H114V110ZM7 110H8V112H7ZM70 110H71V112H70ZM80 110V111H79ZM57 111H59L58 113L59 114H57ZM61 111V112H60ZM66 111L69 113H66ZM77 111L78 112H80V114L78 113L77 114ZM83 111V112H82ZM7 112V113H6ZM74 112V113H73ZM85 112V113H84ZM108 112H109V114H108ZM55 113V114H54ZM60 113L62 114V115H60ZM95 113V115H92V114H94ZM104 113V114H103ZM112 113L114 114L113 116H112ZM25 114L26 113H24V114H22L24 117H25ZM64 114H65V118H64ZM67 114V115H66ZM72 114H73V116H72ZM74 114H76L77 116H78V118H77V116H75ZM21 115V116H22ZM62 116L61 118H57L56 116H58V117H60V116ZM72 116V117H70V116ZM101 115H103V118L100 120V117H102ZM106 117H105V116ZM109 115V116H108ZM5 116H0V123H1V129H0V133H3L4 132V130H7V129H9L10 128V123L9 124H7V123H5L4 121H3V118L5 117ZM21 116H20V119H22V120H19V121H23V118H21ZM67 116V117H66ZM74 116H75V118H74ZM82 116V117H81ZM83 116L85 117L86 116V118H83ZM88 116V117H87ZM91 118H90V117ZM107 116L109 117L108 118V124H104V122H105V119H104V117L106 118V120H107ZM2 117V118H1ZM54 117V118H53ZM96 117V119H94ZM99 117V118H98ZM51 118V119H50ZM66 118H68L69 120H65ZM74 118V119H73ZM76 118H77V120H78V122H76ZM80 118H82V119H80ZM90 118V119H89ZM112 118V119H111ZM52 119H54V120H52ZM55 119L59 122H57V121H55ZM61 119V120H60ZM63 119H64V121H63ZM71 119H72V121H71ZM85 119V120H84ZM95 120V121H93V120ZM82 120V121H81ZM83 120H84V122H83ZM2 121V122H1ZM55 121V122H54ZM66 121H68V122H70V123H68V122H66ZM74 121L76 122V124L74 123ZM91 122L90 124L89 123H87V122ZM101 121H102V123H101ZM104 121V122H103ZM111 121V122H110ZM57 122V123H56ZM63 122V123H62ZM66 122V123H65ZM83 122V123H82ZM72 123V124H71ZM80 123V124H79ZM48 124V126L46 127V125ZM60 124V125H59ZM62 124V125H61ZM63 124H64V126H66V129H64V126H63ZM74 124V125H73ZM82 124H84V125H82ZM111 124V125H110ZM6 125V126H5ZM50 125V126H49ZM57 125V126H56ZM71 125V126H70ZM78 125H80V126H78ZM84 127H82V126ZM88 125V126H87ZM106 125V126H105ZM63 126V127H62ZM12 127V126H11ZM45 127L46 128H49V130H50V128H51V130H52V128L54 129V130H52V131H48V129H46V130H44L45 129ZM58 127V129L60 130H58V129H56ZM75 127V128H74ZM82 127V128H81ZM108 127V128H107ZM112 127V128H111ZM44 128V129H43ZM62 128H63V130H62ZM71 129L70 130V132H69V129ZM72 128H74V129H72ZM104 128V129H103ZM55 129L58 131V140L59 141H57V142H55L56 140H57V137H56V139H55V141L53 140V138L55 137L54 136V132L53 131H55ZM108 129V130H107ZM2 130V131H1ZM78 130H80L79 132H78ZM97 130H98V133H99V135H101V132H102V134L104 133V137L102 136H99L98 135V133H97ZM104 130H105V132H104ZM40 131V132H39ZM56 131V132H57ZM62 131V132H61ZM66 131V132H65ZM71 131H72V133H71ZM95 131V132H94ZM106 131H107V133H106ZM109 131V132H108ZM50 132V133H49ZM53 132V133H52ZM75 134H74V133ZM81 132V134H79ZM83 132V133H82ZM85 132V133H86ZM41 133V134H40ZM45 133H47L46 135H45ZM63 133H65V134H63ZM93 133H96V134H93ZM109 133V134H108ZM111 133V134H110ZM39 134H40V136H41V138H40V136H39ZM52 136H50V135ZM63 134V135H62ZM68 136H67V135ZM69 134H70V138H69ZM72 134V135H71ZM74 134V135H73ZM79 134V135H78ZM105 134H108V135H105ZM43 135H45V136H43ZM56 135V134H55ZM61 135V136H60ZM96 135V136H95ZM47 136V137H46ZM54 136V137H53ZM64 136H66V137H64ZM72 136V137H71ZM77 136V137H76ZM43 137H45L46 139H50V141H49V139L48 140H45V138H44V140H43ZM61 137V138H60ZM95 137V138H94ZM98 137H99V139H100V141L102 142H100L99 141V139H98ZM52 138V139H51ZM72 138V139H71ZM68 139V140H67ZM69 139H71V140H69ZM75 139V140H74ZM97 139V140H96ZM104 140V141H103ZM107 140V141H106ZM68 141V142H67ZM96 141H98V143H96ZM50 142V143H49ZM53 142H55V143H53ZM103 142H104V144H103ZM41 143V142H40ZM52 143V144H51ZM68 143V144H67ZM102 145H101V144ZM108 145H106V144ZM53 144H55V146L53 145ZM72 144H70V145H72ZM97 144H98V146H97ZM101 145V148H99L100 147V145ZM48 145V146H47ZM64 145V149L62 150V151H64V150H66V148H68V147H66ZM51 146L54 148H51ZM57 146V147H56ZM104 146H106V147H104ZM55 147H56V150H55ZM102 147H103V149H102ZM42 148H44V150L42 149ZM47 148V149H46ZM58 148V149H57ZM51 149L53 150L51 153H50V151H51ZM101 149V150H100ZM43 150V151H42ZM47 150L49 151V152H47ZM103 150H105V151H103ZM100 151V152H99ZM44 153V155H43V153ZM53 153V154H52ZM55 153V154H54ZM107 153H109V151H107L104 155H108ZM54 155V156H53ZM47 157H48V159H47ZM42 158V159H43ZM4 159H2V161H3ZM1 161V160H0ZM5 161V160H4ZM47 162V163H44V162ZM47 164V165H46ZM53 164V165H52ZM41 166L43 167V168H41ZM52 168V167H51ZM43 172H45V174L43 173ZM48 174H47V173ZM86 173V172H85ZM37 174V175H36ZM44 175V176H43ZM25 178H27V177H25ZM34 179V180H33ZM75 181H77V180H75ZM74 181V183H72V185H73V187H72V189L73 190H70L69 191V194L68 195H75V196H77V194H78V190H81V185L80 184H78V183H76ZM78 182V181H77ZM75 184V185H74ZM49 187H47V186ZM22 186V187H21ZM28 188V189H27ZM80 188V189H79ZM27 189V190H26ZM47 189V190H46ZM49 190V191H48ZM57 190V189H56ZM75 190V191H74ZM27 192V193H26ZM45 192H48V194L47 193H45ZM74 193V194H73ZM26 194H27V196H26ZM22 195V196H21ZM48 196V197H47ZM21 197V198H20ZM3 198V199H2ZM28 198V199H27ZM34 198V199H33ZM38 198H40V199H38ZM45 198V199H44ZM9 199V200H8ZM65 199V198H64ZM38 200H40V201H38ZM42 200V201H41ZM38 202H40V204L41 203H43V202H45V203H43L42 205H40ZM36 203H37V205H39V206H36ZM45 204V205H44ZM49 205H51V206H49ZM1 208H3V209H1ZM31 208V209H30ZM44 208V209H43ZM38 210V211H37ZM42 210V211H41ZM40 211V212H39ZM30 214H29V213ZM45 213V214H44ZM34 214V215H33ZM41 216V217H40ZM46 217V218H45ZM1 218H2V220H1ZM40 218V219H39ZM3 220H4V222H3ZM29 220V221H28ZM48 220V221H47ZM38 222V223H37ZM4 223V224H3ZM31 223V224H30ZM2 224V225H1ZM29 225V226H28ZM32 225V226H31ZM36 225V226H35ZM32 227V228H31ZM31 229V230H30ZM43 229V230H42ZM27 232V233H26ZM30 234H29V233ZM33 236V237H32ZM31 237V238H30ZM34 238V239H33ZM38 239V240H37ZM36 241V242H35ZM111 242V243H110ZM114 242H115V244H114ZM26 243V244H25ZM32 243V244H31ZM41 245H40V244ZM101 243V244H100ZM105 243V244H104ZM108 243V244H107ZM121 243V242H120ZM119 243V241H117V240H105V241H98L97 243H91V244H89L85 249H86V254L88 255L87 257L89 258L88 260L90 261V262H92V263H95V264H100L101 262H99V261H102V264H120L121 262H125L126 264L128 263V264H141V262H143V261H139V260H144V264H154L155 262H154V256H155V254H153V253H151L150 252V250H147L146 248H144L142 245H140L139 244V247L140 246H142L140 249H138L139 247L137 246L138 245V243H131L130 244V250H128V248H127V245L125 244V243H121L120 244ZM36 244V245H35ZM48 244H50V245H48ZM137 244V245H136ZM34 245H35V247H34ZM38 245V246H37ZM44 245V247H45V249L47 250V252L44 250V247H41V246H43ZM47 245V246H46ZM136 245V246H135ZM28 246H30V247H28V248H30V249H27V247ZM109 246H111V247H109ZM125 246V247H124ZM133 246H135V247H133ZM31 247H34V248H31ZM38 247V248H37ZM56 248V249H54L53 250V248ZM100 247H101V249H100ZM103 247H105V248H103ZM112 247H115L114 248V250H113V248ZM138 247V248H137ZM23 248L25 249V250H23ZM110 248H112V249H110ZM124 248V250H122ZM135 248V249H134ZM33 249V250H32ZM50 249H52L53 251H49ZM93 249V250H92ZM98 249V250H97ZM118 249L120 250V251H118ZM144 249H145V253H144ZM22 250H23V252H22ZM40 250V251H39ZM42 250V251H41ZM112 250V251H111ZM127 250V251H126ZM133 250V251H132ZM137 250H139L140 252H141V254H140V252L139 251H137ZM147 250V251H146ZM34 251V252H33ZM55 251H57V253L55 252ZM92 251V252H91ZM94 251V252H93ZM114 251V252H113ZM116 251H118L119 253H115ZM123 251V254L125 253V252H127V254H126V256L125 255H123V254H121L120 252H122ZM131 251L134 253H132V255H131ZM148 251H149V253H148ZM38 252V253H37ZM100 252V253H99ZM104 252V253H103ZM106 252V253H105ZM130 252V253H129ZM137 252V253H136ZM143 252V253H142ZM22 253V254H21ZM41 253V254H40ZM53 253V254H52ZM91 253V254H90ZM97 253V254H96ZM116 255H115V254ZM139 253V254H138ZM37 254H40V257L42 256V254H43V256L40 258V257H38L37 256ZM46 254V255H45ZM96 254V255H95ZM104 255L105 257H106V260H105V257L104 256H102V255ZM107 254V255H106ZM109 254V255H108ZM152 256H151V255ZM95 255V256H94ZM101 255V258H99L98 256H100ZM147 255H148V257H147ZM26 256H28V258L26 257ZM34 256H35V258H37V259H34ZM37 256V257H36ZM111 256L112 257H114V258H111ZM119 256V257H118ZM129 256V257H128ZM140 257V258H138V257ZM147 258H149V259H147L148 260V262L146 261V257ZM44 257V258H43ZM122 257H127V258H123L122 259ZM131 257V258H130ZM150 257H151V259H150ZM22 258V259H21ZM52 258V259H51ZM54 258V259H53ZM99 258V259H98ZM119 258H121V260L119 259ZM128 258H129V260H128ZM133 258V259H132ZM28 259V260H27ZM30 259V260H29ZM31 259H33L32 260V262H31ZM45 261H44V260ZM50 259V260H49ZM102 259H104V262H103V260ZM130 259H132V260H130ZM19 260V261H18ZM26 260V261H25ZM35 260H39V262H37V261H35ZM112 260V261H111ZM35 261V262H34ZM94 261V262H93ZM96 261H98V262H96ZM114 261V262H113ZM131 261V262H130ZM134 261V262H133ZM136 261V262H135ZM22 262V263H21ZM34 262V263H33ZM204 262V261H203ZM203 262H200V264H204ZM124 263V264H125ZM205 263L206 264H209V262H208V260H206L205 261ZM211 264V263H210Z\"/></svg>",
  "mask_w": 264,
  "mask_h": 264
}]
</instances>
